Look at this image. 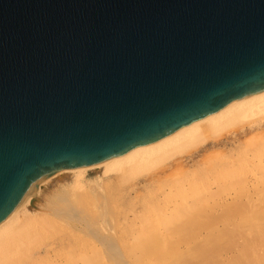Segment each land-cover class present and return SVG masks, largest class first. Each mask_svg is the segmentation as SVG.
I'll return each mask as SVG.
<instances>
[{
	"label": "water",
	"instance_id": "water-1",
	"mask_svg": "<svg viewBox=\"0 0 264 264\" xmlns=\"http://www.w3.org/2000/svg\"><path fill=\"white\" fill-rule=\"evenodd\" d=\"M264 93V0H0V223L42 180Z\"/></svg>",
	"mask_w": 264,
	"mask_h": 264
},
{
	"label": "bare ground",
	"instance_id": "bare-ground-1",
	"mask_svg": "<svg viewBox=\"0 0 264 264\" xmlns=\"http://www.w3.org/2000/svg\"><path fill=\"white\" fill-rule=\"evenodd\" d=\"M0 264H264V93L42 180L0 223Z\"/></svg>",
	"mask_w": 264,
	"mask_h": 264
},
{
	"label": "rangeland",
	"instance_id": "rangeland-1",
	"mask_svg": "<svg viewBox=\"0 0 264 264\" xmlns=\"http://www.w3.org/2000/svg\"><path fill=\"white\" fill-rule=\"evenodd\" d=\"M201 158V157H200ZM197 159V160H200ZM99 175V171L98 170H92V171H88L87 172V176L90 179H93L95 177H97ZM61 178H56L53 179L51 181H49L41 190L40 196L38 197V199H36L31 206V209L34 210L36 209V207L38 208L45 200V198L52 193L57 187L58 185L61 183H64L66 181H69L71 179L70 174H66L63 176H60ZM60 182V183H59ZM44 197V198H43Z\"/></svg>",
	"mask_w": 264,
	"mask_h": 264
}]
</instances>
